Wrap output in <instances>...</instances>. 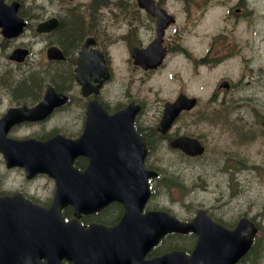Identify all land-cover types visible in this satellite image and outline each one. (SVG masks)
I'll return each instance as SVG.
<instances>
[{"label":"flooded vegetation","instance_id":"1","mask_svg":"<svg viewBox=\"0 0 264 264\" xmlns=\"http://www.w3.org/2000/svg\"><path fill=\"white\" fill-rule=\"evenodd\" d=\"M152 2L170 15H150L147 10L137 7L136 0H3L5 6L17 4L16 15L25 26L13 37H6L0 27V117L11 109L35 108L43 100L49 86L66 97L64 104L53 107L40 119H26L12 124L7 135L20 141L40 142L59 135L71 142L82 138L85 145H97L106 133L99 130V124L87 125L89 102L96 100L108 115L131 103L139 106L134 129L144 138L147 147H165L174 153L172 157L175 158L174 165L169 164L174 172H170L162 158L148 152L144 167L156 171L158 176L150 180L151 193L139 216L148 212H167L179 220L190 221L199 211H203L213 223L229 230L242 218H248L256 227L264 226V210L259 211L257 218L258 215L250 216L245 212L235 213L231 217L225 210L217 214L213 211L216 209L215 201L209 203L211 208L197 201L192 204L190 212L182 216L176 208H182L181 191L184 189L186 193H207L214 199L223 198L230 191L224 200L225 204L237 199L247 187V182L242 178L243 175L246 176V167L242 165L240 148L256 136H264V103L260 117L255 120L239 114L231 117L230 114L234 112L232 110L229 113L223 110L208 118L210 124L219 128L221 143L219 140L206 142L202 134L196 131L195 122L200 119L193 114L196 107L179 112L165 132L157 129L165 104L174 102L181 94L199 99L196 86H191L194 81L199 80V68L237 62L239 55L244 62L250 61L251 66L255 67L254 47H258L256 30L252 33L246 28L237 38L233 33L231 35L232 28H229L226 21L220 27L219 19H224L225 16L213 15L217 19L213 23L209 20V15H192L194 9L204 5L215 6L214 9L219 11L218 6L225 4L222 0ZM84 10L86 14L94 12V15H82ZM238 12L245 18L252 17L246 15L244 0H237L234 9L236 17ZM230 16L226 13L227 19ZM40 24H46L47 30L39 31ZM153 45L156 50L163 51L162 62L156 67L150 66V60L144 65L135 64L134 51L145 50ZM241 47L251 53L252 59H246V52L239 53ZM16 50L23 53L21 61L13 58ZM139 55L142 56L141 60H145L143 54ZM78 64L82 72L80 78L88 82L84 91L76 78ZM159 73L163 80L158 84L166 87L169 96L162 102L147 104L144 94L140 93L141 96L134 91L133 86L136 82L143 86ZM182 76L187 77V85H184ZM255 76L258 78L255 81L259 86L258 92H261L264 89L262 71L259 70ZM247 77L248 75L245 79ZM228 83L222 90L217 87L212 91L210 100L219 96L222 100H228L234 92H241L246 87L243 82L237 83L235 80L229 79ZM157 91L152 94L155 95ZM159 91L162 92L160 89ZM178 138L197 140L204 146V152L198 156H189L179 149H171L170 143ZM103 161L111 162L112 159L101 157L98 162ZM89 163L90 158L81 154L73 158L72 166L84 174L82 189H94L99 196L103 191L102 180L99 179L103 178V174L109 173L110 166L94 167L89 166ZM179 164H187L192 177L183 172V169L189 170L188 166L179 168ZM0 165V196L20 194L33 205L40 222L46 221L49 224L54 221L55 179L43 172L28 174L21 166L7 168L2 154ZM262 170L263 167L257 169L251 182L261 185L264 179ZM207 171L211 172L209 176L204 173ZM9 173L19 175L17 184H7ZM86 174L91 176V180H86ZM168 177L174 181L167 180ZM183 179H189L191 183L188 185ZM171 183L176 188L166 187ZM173 190L178 191V196L172 197ZM123 213L124 206L117 201L86 214L77 212L76 207L71 204H65L59 209L60 217L65 223L73 222L69 231L72 238L81 234L82 226H115ZM196 238V234L192 232L165 234L147 254L146 259L171 249L190 253ZM167 242L171 243L167 250L161 249V245ZM48 256V253L41 254V263H45ZM63 262L73 264L66 257Z\"/></svg>","mask_w":264,"mask_h":264},{"label":"water","instance_id":"2","mask_svg":"<svg viewBox=\"0 0 264 264\" xmlns=\"http://www.w3.org/2000/svg\"><path fill=\"white\" fill-rule=\"evenodd\" d=\"M138 4L149 10L152 0H138ZM16 8L17 4L5 6L0 0V27L7 37L16 36L24 26L16 16ZM150 11L153 15L160 14L153 7ZM38 30L46 31L47 26L40 25ZM22 54L17 50L13 58L21 61ZM139 54H143L146 61L156 63L162 56L155 45L136 51L134 57L140 60L142 56ZM139 60L136 62L144 65ZM78 65L76 78L84 87ZM64 101L65 97L49 86L44 99L35 108L11 109L0 118V152L4 155L6 166L24 167L28 174L43 172L56 182L55 218L49 224L38 220L33 205L20 194L0 196V264H64L62 260L65 257L73 264H236L247 254L257 228L246 218H242L234 229L228 230L213 223L203 211H199L190 222L178 221L165 212L138 215L150 194L148 180L156 174L143 168L145 143L133 130L137 108L127 106L107 115L97 102H90L87 125L99 124L103 133L107 134L97 145H85L82 138L69 142L56 136L39 142L7 137L12 124L26 119L38 120ZM194 104V99L183 95L174 103L166 104L159 130L165 131L180 110H189ZM171 146L189 155L202 152L198 142L186 138L176 139ZM81 154L90 158V166H112L109 173L99 179L103 187L99 196L94 189H82L84 174L72 167L73 158ZM101 157H110L112 161L100 163ZM85 177L87 181L91 180L89 174ZM112 200L121 202L125 207L117 225L82 226L79 236H70L73 222L63 221L60 207L71 204L83 214L93 212ZM168 232L195 233L197 240L192 252L188 255L181 250H172L145 260L147 252ZM47 253L46 262L41 263V254Z\"/></svg>","mask_w":264,"mask_h":264},{"label":"rangeland","instance_id":"3","mask_svg":"<svg viewBox=\"0 0 264 264\" xmlns=\"http://www.w3.org/2000/svg\"><path fill=\"white\" fill-rule=\"evenodd\" d=\"M225 4L218 6L219 11H216L214 8L215 6H209L204 5L202 8L194 9L192 11V15H209V20L211 19L214 23L217 22V19L213 15H223L225 18L219 19L220 27L224 26L225 21L228 24L230 30V33L234 36H237V38L240 36V33L244 31L246 28L247 30L251 31L252 33L255 32L256 28L262 30L264 32V19L261 17H264V0H244L247 6V9L245 10L247 12V15L257 17V23L255 24L253 20L249 18H245L242 16L241 12H238L235 16L234 9L236 7L237 0H222ZM226 13H229L231 16L230 18H226ZM233 37V36H232ZM264 33L262 37V41H259L258 48L254 47V65L255 67L251 66L252 62L247 61L244 62L241 58V55L239 60H236L237 62L230 61L227 63L220 64L217 67L212 68H199L198 75H207V81H203L201 79L198 80V82L194 81L191 86L195 87L198 91L197 94L199 96L198 99V106L197 110L193 112L194 115L201 117L202 115H206L208 112L211 111L212 108H220V107H227L232 109L234 111L230 114L231 117H236L238 114L243 116L245 115L247 118H251L252 120H255L256 118H259L262 113V104L264 103V89L261 92H258L259 86L257 85L255 81L258 80V78L255 76L259 70L262 71L263 77H264ZM247 52V50L244 47H241L239 50V53ZM262 53V54H261ZM263 67V68H259ZM247 73L248 77L244 75ZM157 76V77H156ZM149 80L147 83H145L143 86L139 85L138 82H136V85L133 86L134 91H137L140 93H143L146 97L147 104L152 103L153 101L156 102H162L165 98H167L168 92L166 90V87L158 84L159 81L163 80L162 74H158ZM218 77H225L227 80H235V82H243V85L246 86L245 89L241 92H234L233 96H230L228 100H222V97L219 96L218 98H215V100H209L210 95L214 86V80ZM182 79L184 81V85H187V77L185 78L182 76ZM264 80V79H263ZM157 81V82H156ZM149 85H152L151 88H149ZM157 85V86H155ZM241 89V86L239 87ZM162 90V92L159 91ZM205 89H207L205 92ZM155 90H158L157 93L154 95ZM169 92L171 93L170 89ZM142 96V94H140ZM241 95V98L239 96ZM247 96H250L251 98H245ZM257 97L256 99H254ZM251 99V100H249ZM254 108V109H251ZM254 110V112H253ZM196 131L199 132V134H202L204 141L209 142L210 140H219L221 143L222 139H220L219 134L220 130L218 127H215L213 124H210L204 120L199 119L197 122H195ZM257 128H255L256 130ZM239 155L243 157L242 165L246 167L245 169V175L242 176V178L247 182V187L241 191V193L238 195L237 199H232L229 204H225V199L230 194V191L222 198L218 197L217 199H214L213 196L210 194H204V193H191L189 191L187 194L184 192L182 195V208L181 210L177 208V211L181 212L179 214L187 215L191 208L192 204L197 203V201L205 203L209 208H211V204H209L212 201H215L216 209L213 210L215 213L224 212L227 211L228 215L231 217L233 214L241 212V213H247L250 216L258 215L257 218H259V211L264 210V179L261 181V185L255 184L252 181L253 174L257 173V169L259 167H263V170L261 171L264 174V136H256L252 140L245 142L241 148H240ZM238 152V151H237ZM231 155L233 152L230 153ZM153 156L160 157L165 161V166L169 167L170 172H174L173 169L169 166V164H173L174 153H172L167 148H154V151L152 152ZM208 155V154H207ZM242 159V158H241ZM188 166L187 164H179V168H184ZM207 167V166H206ZM189 168V166H188ZM0 171H2V167L0 165ZM183 172H185L188 176L192 177L191 169H183ZM206 175H210V171L204 172ZM9 181L8 185L11 184H17L19 182V175L15 173H9ZM254 179V178H253ZM182 181H185L188 185L191 183L189 179H183ZM259 182V180H257ZM176 188V187H173ZM178 191L173 190L171 195L172 197L178 196ZM196 199H195V198ZM175 201V200H173ZM175 208V205H173ZM264 228H261L259 230L258 236L261 237L263 235ZM263 246L261 247L262 250ZM241 264H252L250 260H245ZM256 264H264V252L261 255V258L258 260Z\"/></svg>","mask_w":264,"mask_h":264},{"label":"trees","instance_id":"4","mask_svg":"<svg viewBox=\"0 0 264 264\" xmlns=\"http://www.w3.org/2000/svg\"><path fill=\"white\" fill-rule=\"evenodd\" d=\"M261 228H264V226L260 227V229ZM262 246L263 248L261 250ZM263 252H264V232H263V235H261V237L257 236L255 238L254 245L245 259L250 260L252 264H256L258 260L261 258V255L263 254Z\"/></svg>","mask_w":264,"mask_h":264},{"label":"bare ground","instance_id":"5","mask_svg":"<svg viewBox=\"0 0 264 264\" xmlns=\"http://www.w3.org/2000/svg\"><path fill=\"white\" fill-rule=\"evenodd\" d=\"M25 79V78H24Z\"/></svg>","mask_w":264,"mask_h":264}]
</instances>
